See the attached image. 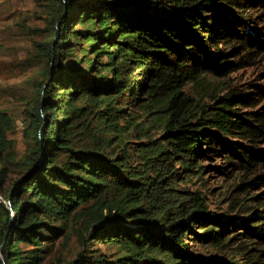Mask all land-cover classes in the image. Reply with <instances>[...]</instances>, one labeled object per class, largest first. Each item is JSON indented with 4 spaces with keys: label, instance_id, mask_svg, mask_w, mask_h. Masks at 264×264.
<instances>
[{
    "label": "trees",
    "instance_id": "trees-1",
    "mask_svg": "<svg viewBox=\"0 0 264 264\" xmlns=\"http://www.w3.org/2000/svg\"><path fill=\"white\" fill-rule=\"evenodd\" d=\"M256 1L46 0L53 32L37 51L49 65L22 119L33 145L5 188L16 125L0 110V264H41L43 241L66 237L74 221L86 252L72 264H219L189 242L264 241L263 208L220 215L200 191L179 186L201 178L209 153L229 150L246 170L263 157L233 139L264 143V112L240 110L250 93L234 86L220 95L209 80L243 63L242 51L256 55L263 42L248 12ZM86 236L116 244V256L97 258Z\"/></svg>",
    "mask_w": 264,
    "mask_h": 264
},
{
    "label": "rangeland",
    "instance_id": "rangeland-1",
    "mask_svg": "<svg viewBox=\"0 0 264 264\" xmlns=\"http://www.w3.org/2000/svg\"><path fill=\"white\" fill-rule=\"evenodd\" d=\"M261 1L252 3L248 8L252 17V22H249L250 31L253 37H258L263 42L261 45L254 43L252 48L257 51L256 55L253 52L242 51L241 55H244L245 59L236 69L228 71L223 77L209 79L214 91L220 95L227 93L234 86L250 93L252 98L238 105L240 110L248 112L254 110L264 112V0ZM45 3L46 0H0V110L12 116L16 125L10 135L14 141L15 162L9 166L7 182L3 188L19 175L17 173L19 162L33 145V138L23 132L22 119L27 109L40 98L43 71L47 64L49 65L47 57L37 51V44H44L46 36L53 32L47 27L48 8ZM77 27L76 23L73 29ZM83 45L85 48L88 47L85 41ZM76 55L80 57L81 53L76 52ZM89 56L92 58L93 54ZM63 57L66 63L73 61L67 54ZM106 59L107 56L103 55L100 60L104 62ZM230 59L238 58L230 54ZM86 64V60L83 59L79 66L84 67ZM227 84L231 85L226 87ZM259 89H262V92H259ZM155 134H159V131H155ZM233 140L243 143L255 152L261 151L263 157L256 160L255 169L241 168L239 166L241 160L236 155L231 154L229 150L221 149L220 152L209 153L200 159V164L205 167L201 178L193 177L179 185L185 184L193 190L200 191L206 197L209 208L224 216L246 215L254 207L264 209V178L260 177L264 174V143L248 142L238 137ZM225 143L236 146L228 141ZM223 154L230 156L223 157ZM252 179L255 181L251 184L240 186L241 183L250 182ZM1 201L9 204L2 196ZM81 224L80 221L70 222L64 231L66 237L54 234L50 243L43 241L47 248L44 249L41 264H72L79 252L84 254L85 247L80 245L78 240ZM255 240L258 243H250V240L244 239L224 249L198 242H189V246L201 255L218 259L219 264L245 263L252 258L264 262V252L260 253L258 250H264V241ZM244 243L248 244V247L252 246V249L243 253L238 244ZM84 246L95 248L91 249V252L97 258L101 256L113 258L118 249L113 243L90 241L89 236L85 237ZM21 247L28 248L30 244L21 242Z\"/></svg>",
    "mask_w": 264,
    "mask_h": 264
}]
</instances>
